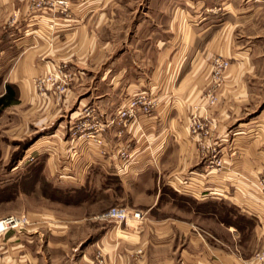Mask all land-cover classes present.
I'll return each instance as SVG.
<instances>
[{"label":"rangeland","instance_id":"rangeland-1","mask_svg":"<svg viewBox=\"0 0 264 264\" xmlns=\"http://www.w3.org/2000/svg\"><path fill=\"white\" fill-rule=\"evenodd\" d=\"M97 1L100 0H90L87 7V0H18L16 10L2 23V31L15 28L18 36L35 32L36 38H44L53 45L56 32H66L85 24L86 17L90 15V50L65 49L57 59L50 60L44 73L34 78L35 92L41 99L54 105L52 111H56V117L38 127L33 125L36 120L33 119L30 131L25 136H16V139L0 132V213L26 215L29 221L25 228L14 230L25 231L45 224L47 218L43 214L68 219L72 216L75 220L80 218L81 223L59 237L69 239L73 244L77 242L78 253L84 246L94 244L108 229H113L119 237L133 241L140 242L144 238L145 227L151 219L147 210L151 204L146 202L156 200L137 199L129 195L131 193H124L117 177L106 173L100 164L101 167L85 171L80 180L76 176L80 173L76 157L82 155V145H90L92 156L116 153L119 159L129 162L134 148V139L129 131L132 124H139L142 118L150 120L155 114H166L168 109L179 113L177 104L169 96L172 92L168 94L165 81L162 83L161 80L167 47L172 44L174 33L175 52L183 48L180 46V36L184 31L180 26L176 28L181 19L187 28L192 24L196 30L206 28L201 43L208 46L206 61L210 71L199 95L201 102L194 103L193 108L187 110L189 119L184 129V138L196 142L200 150L190 151L189 165H171L181 157L177 149L168 160L160 161L161 157L157 156L161 162L162 187L161 197L156 201L157 207L171 214L178 210L189 215L197 209L230 207L229 200L216 204L212 199L223 195L219 193L220 186L229 195L237 188L263 192L264 171L255 183L251 182L250 177H245L242 171L235 168L236 154L232 156L235 148L226 147L228 144L224 145L223 150L219 147L220 140L216 138V124L210 110L222 103V92L233 64L250 63L249 69L243 71V79L253 98L254 103L250 108L254 114L242 120L252 122L247 131L250 137H245L244 142H264V0H106L105 6H100ZM102 10L106 18L98 23ZM142 21L145 23L141 24ZM148 38L152 40L147 41ZM214 40L218 43L219 52L209 49ZM150 41L153 47H150ZM144 46L148 48V56L140 53ZM155 52L159 53V63L151 72L154 66L151 59L155 55L150 57V53ZM121 74L125 77L115 85V80ZM136 80H139V86H135ZM72 90L77 92L66 104L64 101ZM87 93L90 94V103H81L80 97H86ZM95 95L105 97L95 99ZM107 97L109 100L103 101ZM164 109L165 113L162 112ZM77 111L79 117L72 124L67 123L69 114ZM124 113L131 115L122 119L120 114ZM102 114L113 115L103 118ZM115 126L120 129L116 135H111L109 130ZM89 132L90 141L87 137ZM97 137H101L103 142H99ZM168 137L171 146L173 143L175 147L178 136L171 134ZM231 138L232 134L228 136L229 143L232 142ZM109 142L112 143L110 153L104 149ZM122 147L127 153L126 158L122 154ZM33 149L36 150L29 152ZM196 153H199V158L204 157L201 167H196L192 161ZM237 155L239 159L247 157L245 150ZM232 175L242 178L244 182L232 183L229 179ZM71 176L74 178L69 179ZM216 190L219 191L214 193ZM115 206L140 210L144 213V219L119 224L102 218ZM89 222L90 230L86 228ZM243 225L250 226L245 221ZM142 226L143 231L140 230ZM136 229H139V233ZM119 230L133 237L122 236ZM52 233L50 230L48 235ZM244 234L243 241H248L250 230ZM52 237H55L54 234ZM241 238L240 235L238 240ZM255 249L254 262L264 264V260L258 258V254L264 252V241L259 242ZM62 250L63 253L70 252V247ZM56 254L64 258L62 253ZM90 257L92 264H107L99 246L90 250ZM56 259V264H60L59 258Z\"/></svg>","mask_w":264,"mask_h":264},{"label":"crops","instance_id":"crops-1","mask_svg":"<svg viewBox=\"0 0 264 264\" xmlns=\"http://www.w3.org/2000/svg\"><path fill=\"white\" fill-rule=\"evenodd\" d=\"M17 2L18 0H0V99L4 97V102L0 104V132L6 133L11 139H16V136H25L30 131L33 119H36L33 125L38 127L46 125L48 120L56 117L54 116L56 111H52L54 105L41 99L35 92L34 78L44 73L50 60L57 59L65 49L79 48L84 52L86 48L87 52L90 50V15L86 17L85 24L66 32L64 30L56 32L53 45L44 38H36L35 32H25L18 36L15 28L2 31V23L16 10ZM97 2L100 6L106 5V0ZM86 4L89 7L90 0H87ZM105 14L102 10L98 23L105 21ZM183 24L184 21L181 19L176 26V28L182 27L184 31L180 36L182 38L180 46L183 48L175 52L176 35L174 33L172 44L167 47L166 64L162 70L164 73L161 80L162 83L165 81L168 94L172 92L169 96L177 104L179 113L175 114L174 111L164 109L162 112L166 111V114H155L150 120L142 118L139 124H132L129 131L134 139V148L130 155L131 159H128L129 162L119 159V154L116 153L103 155V157L92 156L90 145H82L80 150L82 155L76 157L80 170L76 176L80 180L83 179L85 171L90 172V168L102 166L106 173L117 177L124 193H131L129 195L137 199L153 198L157 201L162 194L159 162L173 157V151L177 149L181 157L171 165L179 166L180 163L189 165L190 151L199 152L200 148L196 142L184 138V129L189 119L187 110L193 108L194 103L201 102L199 95L210 71L206 61L208 46L201 43V40L205 38L206 28L201 27L196 30L193 24L188 28ZM176 34L180 35L177 32ZM149 40L152 39L148 38L147 41ZM150 43V47H153V42L150 41ZM219 47L221 49V46ZM147 49V46H144L140 53L148 56ZM209 49L220 51L215 40ZM153 55L155 58L151 59L154 65L151 72L159 63V53H150V57ZM232 67L226 88L222 92V103L212 108L210 114L216 124L215 134L220 140L219 147L223 150L224 145L228 144L226 147L230 148L233 146L236 150V153L232 155L236 154L235 168L255 183L264 171V142L258 143L255 142L256 140L244 142L245 137H250L247 131L252 122L242 120L249 119L254 114L250 108V105L254 103L253 98L250 97L243 79V71L249 69L250 63L239 62ZM119 77L115 80V85L125 75L121 74ZM138 81L136 80L135 86H139ZM75 92L77 91H70L64 101L66 104L71 102V96ZM104 97V95H95V99ZM80 98L81 103H90V94L87 93L86 97ZM108 100V97L103 99V101ZM77 112L69 114L67 123L72 124L79 117L80 114ZM111 115L113 114L101 116L107 118ZM62 124L64 126V123ZM63 126L61 125V128ZM119 129V126H115L109 130V133L116 135ZM171 134L178 136L175 147L173 143L171 146L169 141L168 136ZM230 134H232V142L229 143L227 139ZM111 144L109 142L104 146L109 153ZM244 150L247 157L239 159L237 153ZM78 151L79 149L76 150ZM157 156L161 157L160 161ZM195 156L198 157L196 160H194ZM195 156L193 163H196V167H201L204 157L199 158V153ZM153 157L156 160L155 158L153 160ZM153 172H155L154 176ZM71 177L69 179L74 178V176ZM229 179L233 181L232 183L244 182L242 178L233 175ZM221 187L223 186L219 187L220 191L216 190L214 193L219 191L223 195L212 199L216 204L229 200L230 207L197 209L192 210L193 214L185 215L184 211L181 213L178 210L174 212L175 214H171L168 210L165 212L164 208L157 207L156 201L146 202L151 204L147 209L151 219L150 224L145 227V235L140 242L119 237L113 229H108L94 244L84 246L80 253H78L77 242L73 244L69 239L59 238L66 235L67 230H73L81 221L80 218L75 220L76 218L72 216L68 219L63 216L43 214L47 218L45 224L35 229L27 228L25 231L11 230L0 238V253L3 254L0 257V264H56V258H59L60 264L62 262L92 264L90 250L97 246L103 250L107 264H258L254 262L253 254L258 243L264 241V191H241L237 188L235 192L230 193V196L224 193V188ZM7 215L0 213V218ZM244 221L250 226L243 225ZM86 228L90 230V222L87 223ZM50 230L55 237L48 235ZM138 230L135 231L139 233ZM140 230H144L143 226ZM249 230L251 233L249 240L243 241L244 233ZM119 234L133 237L132 234L122 230H119ZM240 235L242 238L239 241ZM64 247H70V252L63 253ZM56 252L62 253L64 258L59 257Z\"/></svg>","mask_w":264,"mask_h":264},{"label":"built area","instance_id":"built-area-1","mask_svg":"<svg viewBox=\"0 0 264 264\" xmlns=\"http://www.w3.org/2000/svg\"><path fill=\"white\" fill-rule=\"evenodd\" d=\"M131 114H120L122 119H126ZM86 127V125H83ZM88 140L90 141V132L87 134ZM99 142H103L101 137H97ZM122 154L126 156V152L124 147H122ZM102 218L116 221L121 224L123 222H128L130 220L141 221L144 219V213L140 210H133L128 207L115 206L112 207L107 213L102 215ZM28 217L26 215H16L10 214L0 218V238L3 237L6 233L14 229H23L26 224H28ZM259 260H264V252L263 254H258Z\"/></svg>","mask_w":264,"mask_h":264},{"label":"trees","instance_id":"trees-1","mask_svg":"<svg viewBox=\"0 0 264 264\" xmlns=\"http://www.w3.org/2000/svg\"><path fill=\"white\" fill-rule=\"evenodd\" d=\"M4 102V97L0 99V104Z\"/></svg>","mask_w":264,"mask_h":264},{"label":"bare ground","instance_id":"bare-ground-1","mask_svg":"<svg viewBox=\"0 0 264 264\" xmlns=\"http://www.w3.org/2000/svg\"><path fill=\"white\" fill-rule=\"evenodd\" d=\"M36 149H37V148H36ZM36 149L30 150L29 152H32V151H34V150H36Z\"/></svg>","mask_w":264,"mask_h":264}]
</instances>
